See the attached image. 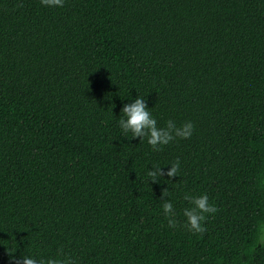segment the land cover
Masks as SVG:
<instances>
[{
	"label": "trees",
	"instance_id": "1",
	"mask_svg": "<svg viewBox=\"0 0 264 264\" xmlns=\"http://www.w3.org/2000/svg\"><path fill=\"white\" fill-rule=\"evenodd\" d=\"M138 96L191 137L155 151L124 133ZM202 194L217 211L194 234L184 196ZM61 250L264 264V0H0V264Z\"/></svg>",
	"mask_w": 264,
	"mask_h": 264
},
{
	"label": "clouds",
	"instance_id": "2",
	"mask_svg": "<svg viewBox=\"0 0 264 264\" xmlns=\"http://www.w3.org/2000/svg\"><path fill=\"white\" fill-rule=\"evenodd\" d=\"M41 4L62 7L64 0H41ZM148 109L144 97L140 96H138L134 102L125 104L121 108V113L123 115L119 120V126L123 132H131L132 138H140V140L147 137L148 144L151 145L155 151H160L161 146L168 145L176 138L187 139L191 137L194 125L190 121L177 126L175 121L168 120L165 127L161 128L157 126V121L152 117ZM170 165L171 167L167 171H165L163 167L154 166L153 169L147 172V175L151 178L153 183L158 182L159 177L167 176L169 179L176 177L180 169L179 158ZM184 199L191 205V207H186L183 210V215L186 218L185 227L194 234L206 232V227L203 226V222L206 219L205 214L215 213L217 208L209 203L207 194H202L200 196L185 195ZM162 208L168 219V226L170 228H175L178 221L174 218L175 212L173 204L165 200L162 204ZM59 257H64L62 250L58 253V257H49L45 259L43 257L37 258L23 255L20 258L13 256L12 261L13 264H75V261L70 257Z\"/></svg>",
	"mask_w": 264,
	"mask_h": 264
}]
</instances>
